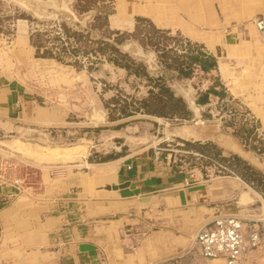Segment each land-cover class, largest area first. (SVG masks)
Instances as JSON below:
<instances>
[{
	"label": "rangeland",
	"instance_id": "1",
	"mask_svg": "<svg viewBox=\"0 0 264 264\" xmlns=\"http://www.w3.org/2000/svg\"><path fill=\"white\" fill-rule=\"evenodd\" d=\"M225 1L223 0L224 5ZM71 2L72 0H0V73L7 76V72L14 74L12 77L8 76V79L18 83L19 86L21 83L20 87L24 88L26 98L32 99V103L37 105L38 109V113L33 112V116L25 118L0 117L2 171L5 174L7 171L17 172L19 176L24 174L30 179L33 173H39V169L47 172L53 167H65L69 175H72L77 170L81 171L83 164L90 165L85 159L89 162L109 158L122 159V156L127 154H138L155 147L159 157L166 155L174 166L194 175L197 172L202 179H211L217 175L240 177L243 180L241 184L245 188H252L257 196L260 194L263 198L258 196L259 200L249 202L245 207L250 208V212L255 216L249 213L236 215L261 216L264 213V138L256 136V132L254 134L238 121L233 124V119L226 116V120H222L219 124L218 116L224 112L225 106L231 99L211 97L208 100L209 104L192 103L191 98L196 96L197 90L209 85L213 79L201 74L200 71L195 72L191 77L178 79L170 70L166 73L167 82L177 94L183 95L192 113L188 117L155 115L143 112L141 109L134 110L135 106L130 101L131 98L139 101L142 95L147 94L148 87L153 83L143 74L128 73L124 67L114 65L104 57L94 62L93 67H89L90 60L84 58L76 62L73 59L63 62L35 54V48L29 40L32 28L39 26L54 30L58 28L59 21L77 27L75 20L84 25L89 17L88 12L77 16L74 14ZM102 2L107 3L112 10L108 16V27L111 29L132 30L134 24L128 27L119 25L125 22L129 15L127 13H131L132 9L151 8L154 15L134 13L132 15L134 22L136 16H144L157 26L170 28L168 35L171 37L159 35L155 40L167 43L168 46L173 45L179 52L184 50L185 42L190 41L192 45L200 46L204 50L212 49L215 57L223 56L227 50L225 47L227 39L234 42L249 39L250 25L255 27L254 13L248 17L242 16L240 10L232 11L233 8H229L227 10L231 15L227 17L220 0L95 1L96 4ZM120 5H124L123 12L120 11ZM127 10L129 11L124 13ZM113 15L118 19L117 23L112 21ZM223 18L225 19L222 20ZM99 32L95 29L92 35L95 36ZM258 35L262 42L259 33ZM120 47L138 61L144 60L150 75H161L155 52L151 47L144 50L136 39H125ZM229 60L231 64L236 62L235 57ZM245 62L247 72H242V75L251 80L259 79L263 83L261 91L264 93V72H258L255 66L257 64H253L254 62L248 59ZM17 77L24 79L25 82H21ZM161 77L165 79V72ZM227 89L229 94L227 98L233 96V101L242 100L245 107L254 115L255 125L264 130L260 118L253 112L248 102ZM245 94L253 95V91H246ZM259 104L264 105V101H259ZM123 105L126 107L123 108ZM205 125L216 127L218 131L234 136L240 146L249 152V156L234 152L210 138H194L189 134L192 127L200 128ZM199 208H187L183 211V214L190 215V219L182 223L178 218L181 213L178 212L166 215L165 221H161L160 217L161 222L156 221L149 227L150 229L144 231L145 233L125 243L123 241L121 243L120 238L127 234L131 236L142 232L140 231L142 229L130 227V224L123 225V218L116 221L117 226L120 225L116 233L110 229V226L102 225L111 221L101 220L100 217L98 219L96 217L95 220L91 217L89 223L92 226L100 223L102 227L101 231L93 235L95 240L102 243L111 240L113 247L117 243L122 245V258L116 255L113 249L108 255L111 254L110 256L118 262L116 264H125L123 256H127V252H133L134 246L142 244V238L153 229L169 228L179 234L181 227L186 225L194 227L193 232H195L201 224L214 215L209 211L201 214L192 213L193 209L197 212L201 211ZM242 208L244 207L239 206L235 209ZM247 209L245 211L249 210ZM223 211L227 210L223 209ZM116 216L118 217V214L111 218ZM35 232L34 228L30 237L39 239ZM26 238L29 237L23 236V239ZM23 239L20 238L22 247L29 252H26L23 259L18 258L19 262L39 264L36 259L40 252L36 250L34 253L31 250L39 245V242L34 245ZM143 248L145 260L143 262L137 260V264H146L152 252L157 253L162 249L158 244ZM105 250L108 251L109 248L104 247L103 253L106 256ZM33 253L36 258L32 257ZM149 264H222V262L203 257L192 241L180 253ZM252 264H264V247L255 251Z\"/></svg>",
	"mask_w": 264,
	"mask_h": 264
},
{
	"label": "crops",
	"instance_id": "2",
	"mask_svg": "<svg viewBox=\"0 0 264 264\" xmlns=\"http://www.w3.org/2000/svg\"><path fill=\"white\" fill-rule=\"evenodd\" d=\"M220 3L227 17L230 14L227 10L229 8H233L232 11L240 10V14L247 17L252 13L255 16L264 14V0H226L225 5L220 0ZM123 6L120 5V11ZM134 13L154 15L151 8L132 9L131 13H127L129 15L125 22L119 24L120 27L133 26ZM114 16L112 21L117 23L118 19ZM249 32V39L225 41L227 50L223 56L216 57L219 73V81L216 83L223 87L226 85L231 93L246 100L264 127V105L259 104V101H264V93L261 91L263 83L257 78L251 80L242 75V72H247L246 59L257 64L255 66L258 72H264L263 41H260L259 32L253 25H250ZM208 51L215 56L212 49ZM232 57L236 59L234 64L229 60ZM7 73L11 77L14 75ZM8 76L0 73V117L25 118L33 116V112L38 113L37 105L32 103V99L26 98L27 94L20 87L21 83L20 86L13 83ZM17 78L25 82L24 79ZM226 86L223 88V97L229 96ZM246 91H253V95H246ZM195 97L191 98L192 103H196ZM205 104H209V101L201 103ZM190 133L194 138H210L220 142L221 146L249 156V152L240 146L234 136L218 131L216 127H192ZM85 161L90 165L83 164V169L72 175H69L67 169L59 177L52 176L48 170L44 172L43 169H39V173H33L30 179L23 174L20 177L24 188L20 191L9 181L0 180V264H22L19 260L29 252L22 247L20 240L25 235L29 238L23 239L24 241L28 240V243L34 245L39 242V245L31 249L34 253L36 250L40 252L36 259L39 264H116L118 262L108 252L113 249L122 258V245L113 243V247L111 240L106 243L95 240L93 235L101 231L102 227L100 223L92 226L89 223L91 217L111 221L102 225L110 226L115 233L120 226H117L116 221L120 218H123V225L130 224V227L142 229V232L120 238L121 243H125L145 233L160 217L161 221H165V216L173 212L181 213L182 216L178 217L181 223L187 221L190 215L182 213L187 208L201 207L198 212L191 210L193 214L204 211L214 214L217 209H225L235 214L249 213L253 216L250 208L248 210L245 207L249 202L259 200L258 196L261 197L252 188H245L241 184L243 180L238 176V180L231 175L202 179L197 172L194 175L177 168L166 155L159 157L155 147L138 154H127L122 159ZM6 174L8 178L19 176L17 172L7 171ZM239 206L244 208L235 209ZM117 214L118 217L111 218ZM32 228H35L39 239L30 237ZM193 229L194 227L184 225L179 234L169 228L153 229L142 238V244L134 246L133 252H127V256H123L124 263L137 264V260L143 262V247L156 244L162 249L157 253L152 252L146 264L178 254L186 249L188 243L193 241L194 245ZM104 247L109 248L108 251L105 250L106 256L103 253ZM34 253L32 257L36 258ZM5 254L9 256L6 257Z\"/></svg>",
	"mask_w": 264,
	"mask_h": 264
},
{
	"label": "trees",
	"instance_id": "3",
	"mask_svg": "<svg viewBox=\"0 0 264 264\" xmlns=\"http://www.w3.org/2000/svg\"><path fill=\"white\" fill-rule=\"evenodd\" d=\"M95 1L72 0L71 2L74 14L77 16H82L88 12L89 17L85 20L84 25L75 20L74 23L78 25L77 27L59 21L58 28L54 30L39 26L32 28L29 33V40L35 48V54L52 57L63 62L72 59L76 62L80 58H84L90 60L89 67H93L94 62L100 61L101 57H104L114 65L124 67L128 73L143 74L153 83L148 87L147 94L142 95L139 101L134 98H131L130 101L135 106L134 110L141 109L146 113L179 117H188L192 113L183 95L177 94L167 82L166 73L170 70L174 72L170 73L178 79L191 77L197 71L213 79L204 89L197 90L196 103H204L209 100V97H216L217 99L223 97L224 87L222 84L217 85L216 83L219 81V73L216 57L211 52L202 49L200 46L192 45L190 41H186L184 50L179 52L175 46H168L167 43L155 40L159 35L171 37L168 35L170 28L157 26L152 20L144 16L135 17L132 30L111 29L108 27V16L112 11L110 6L103 2L96 4ZM95 29L100 32L94 36L92 31ZM125 39H136L144 50H147L148 47L153 49L160 76L150 75L144 60L138 61L128 51L121 49L120 44ZM212 69L215 70L211 71ZM164 72L165 79L161 77ZM150 99L157 102H152ZM124 107L126 105H123ZM209 143L217 146L213 142ZM219 148L221 147L219 146Z\"/></svg>",
	"mask_w": 264,
	"mask_h": 264
},
{
	"label": "built area",
	"instance_id": "4",
	"mask_svg": "<svg viewBox=\"0 0 264 264\" xmlns=\"http://www.w3.org/2000/svg\"><path fill=\"white\" fill-rule=\"evenodd\" d=\"M253 22L264 42V14L256 15ZM233 98H225L231 100L224 112L219 114V124L228 117L233 119V124L238 121L254 134L256 132V136L264 138V130L255 125L252 112L242 100L233 101ZM2 166L0 161V180L9 181L19 191L23 190V179L20 176L8 178L2 171ZM49 172L52 176H62L66 173V168L53 167ZM194 245L203 257L220 259L222 264H252L255 251L264 247V213L259 217H244L217 209L212 218L196 229Z\"/></svg>",
	"mask_w": 264,
	"mask_h": 264
},
{
	"label": "bare ground",
	"instance_id": "5",
	"mask_svg": "<svg viewBox=\"0 0 264 264\" xmlns=\"http://www.w3.org/2000/svg\"><path fill=\"white\" fill-rule=\"evenodd\" d=\"M191 101H193L192 99H191ZM191 134V133H190ZM218 260H220V259H218Z\"/></svg>",
	"mask_w": 264,
	"mask_h": 264
}]
</instances>
